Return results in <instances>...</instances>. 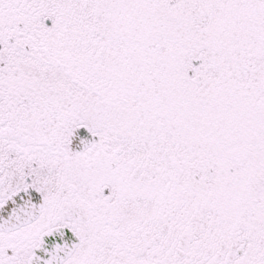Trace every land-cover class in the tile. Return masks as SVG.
<instances>
[{"label":"snow or ice","instance_id":"1","mask_svg":"<svg viewBox=\"0 0 264 264\" xmlns=\"http://www.w3.org/2000/svg\"><path fill=\"white\" fill-rule=\"evenodd\" d=\"M0 264H264V0H0Z\"/></svg>","mask_w":264,"mask_h":264}]
</instances>
